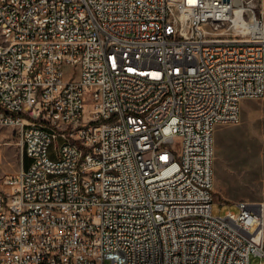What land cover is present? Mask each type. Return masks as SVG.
I'll use <instances>...</instances> for the list:
<instances>
[{
  "label": "built area",
  "instance_id": "1",
  "mask_svg": "<svg viewBox=\"0 0 264 264\" xmlns=\"http://www.w3.org/2000/svg\"><path fill=\"white\" fill-rule=\"evenodd\" d=\"M242 3L0 0V127L28 159L0 180V264L264 258L262 204L211 211L215 131L264 95Z\"/></svg>",
  "mask_w": 264,
  "mask_h": 264
},
{
  "label": "rangeland",
  "instance_id": "2",
  "mask_svg": "<svg viewBox=\"0 0 264 264\" xmlns=\"http://www.w3.org/2000/svg\"><path fill=\"white\" fill-rule=\"evenodd\" d=\"M256 16L264 18V0H248ZM215 37H234L232 29H218ZM239 35V34H238ZM11 126L0 127V180L23 165V154ZM213 215L235 214V205L243 200L260 203L264 214V95L244 99L237 124L219 126L214 135ZM28 161V159L26 158ZM264 263V258L250 256L249 264Z\"/></svg>",
  "mask_w": 264,
  "mask_h": 264
},
{
  "label": "bare ground",
  "instance_id": "3",
  "mask_svg": "<svg viewBox=\"0 0 264 264\" xmlns=\"http://www.w3.org/2000/svg\"><path fill=\"white\" fill-rule=\"evenodd\" d=\"M242 10H244V12H252V9L248 7L247 3H242ZM214 35L215 34H211V41H218V37Z\"/></svg>",
  "mask_w": 264,
  "mask_h": 264
},
{
  "label": "trees",
  "instance_id": "4",
  "mask_svg": "<svg viewBox=\"0 0 264 264\" xmlns=\"http://www.w3.org/2000/svg\"><path fill=\"white\" fill-rule=\"evenodd\" d=\"M27 164L26 156H23V165L25 166Z\"/></svg>",
  "mask_w": 264,
  "mask_h": 264
}]
</instances>
